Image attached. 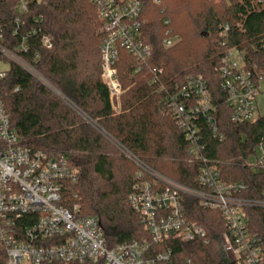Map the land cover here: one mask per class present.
<instances>
[{
	"label": "trees",
	"instance_id": "trees-1",
	"mask_svg": "<svg viewBox=\"0 0 264 264\" xmlns=\"http://www.w3.org/2000/svg\"><path fill=\"white\" fill-rule=\"evenodd\" d=\"M142 2V36L152 46V56L140 72L134 73L135 59L120 47L117 68L122 86H133L122 95L119 115L102 80L101 23L89 0H40L31 4L27 18L34 25L37 17V35L31 37L30 49L22 57L50 86L14 63L0 84L11 126L23 144L69 157L78 180L65 183L63 203L68 207L79 204L82 215L96 217L111 247L149 237L128 202L138 168L117 155L105 136L80 113L124 149L176 182L202 189L197 177L205 162L215 165L226 183L244 182L247 189L241 194L243 198L264 200V171L248 162L264 143V115L253 122L233 123L218 72L221 58L230 48L246 52L249 64L264 71V10L249 11L240 0ZM165 19L170 20L169 25L164 24ZM226 23L230 30L222 38L220 27ZM169 28L181 40L166 48L163 40ZM43 34L52 38L50 49L41 44ZM153 70L162 72L160 82L167 87L184 82L192 74L207 81L225 138L220 141L203 129V160L189 162V142L165 106L164 92L153 83ZM122 162L129 163L127 169ZM184 203L189 219L208 230L210 244L170 236L151 245L149 255L171 250L169 261L156 264H186L187 259L194 264H231L218 239L226 231L220 213L202 209L189 195L184 196ZM246 212L251 231L264 239V208L249 207ZM6 258L0 242V264H5Z\"/></svg>",
	"mask_w": 264,
	"mask_h": 264
},
{
	"label": "built area",
	"instance_id": "built-area-1",
	"mask_svg": "<svg viewBox=\"0 0 264 264\" xmlns=\"http://www.w3.org/2000/svg\"><path fill=\"white\" fill-rule=\"evenodd\" d=\"M38 1L0 0V65L5 66L0 69V84L13 63L44 80L22 57L30 49L31 37L37 35V17L33 25L27 14L31 4ZM89 1L96 8L101 23L102 80L108 88L112 108L118 112L124 94L117 68L120 47L135 59L134 73L140 72L152 56V46L142 36L143 2ZM154 2L159 4L160 0ZM240 3L249 11L264 10V0H240ZM164 24L169 25L170 20L165 19ZM229 30L228 23L221 25L220 37H226ZM167 33L163 44L169 48L178 40L171 28ZM41 44L50 49L52 38L43 34ZM225 44L223 41L222 45ZM36 59H39L38 54ZM153 72V83H158L160 91L164 92L165 106L189 142V162L203 160V129L220 141L225 138L207 81L201 75L192 74L186 76L184 82L167 87L160 82L162 72ZM218 72L231 121L236 124L255 121L257 98L264 90V71L249 64L246 52L230 48L221 58ZM18 89L16 87L15 91ZM125 152L138 168L128 202L149 237L111 247L96 217L82 215L79 204L68 207L63 203L65 183L78 180V172L70 165L69 157L24 145L11 126L0 88V242L6 249L5 264L167 262L171 250L150 256L151 245L162 243L170 236L202 245L211 242L208 230L187 216L186 195L196 198L202 209L220 213L226 231L220 233L218 239L231 264H264V239L251 231L246 212L249 207H264V200L243 198L241 194L247 189L244 182L226 183L215 165L204 162L197 177L202 189L190 188L157 172L129 151ZM256 167L264 171V153ZM186 264L194 263L187 259Z\"/></svg>",
	"mask_w": 264,
	"mask_h": 264
},
{
	"label": "rangeland",
	"instance_id": "rangeland-1",
	"mask_svg": "<svg viewBox=\"0 0 264 264\" xmlns=\"http://www.w3.org/2000/svg\"><path fill=\"white\" fill-rule=\"evenodd\" d=\"M176 37H177V40H178V42L181 40V37H180V35L178 34V35H176ZM177 42V43H178ZM101 57V56H100ZM3 68H5V66L4 65H0V69H3ZM43 83H45L46 85L48 84L45 80H41ZM49 85V84H48ZM50 86V85H49ZM133 85H129V86H126V88H124V94H125V92L127 91V90H129L131 87H132ZM55 92H57L56 90H55ZM58 93V92H57ZM123 94V95H124ZM256 106H257V116L258 117H260V116H262V115H264V90H263V92L258 96V98H257V104H256ZM115 112V114L116 115H119L120 113H122V98H121V109H120V111H114ZM81 115H82V117L85 119V121L86 122H88V123H90L91 125H93L94 127H96L97 129H98V131H100L104 136H105V138L108 140V142L118 151L117 153V155H123V157L125 158V159H128L129 161H132L130 158H129V156L126 154V149H124L123 148V146H121L115 139H113L111 136H109L105 131H103L98 125H97V123L96 122H92V120L88 117V116H86V115H84L83 113H80ZM263 153H264V145L263 146H259L257 149H256V152H255V154H253L252 156H250V158H249V160H248V162L251 164V165H253V167L255 168V169H259V168H257L256 167V164H257V162H258V160H260L261 158H262V156H263ZM133 162V161H132ZM125 163H127V165L126 164H124V162H122V164H124V168H126L127 169V167H128V165H129V163L128 162H125ZM126 166V167H125ZM117 177H119V176H117ZM261 208H264V207H261Z\"/></svg>",
	"mask_w": 264,
	"mask_h": 264
}]
</instances>
